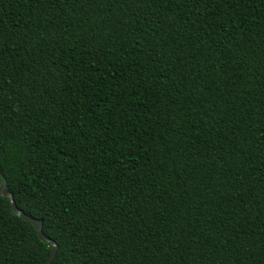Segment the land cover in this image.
<instances>
[{"label": "trees", "instance_id": "obj_1", "mask_svg": "<svg viewBox=\"0 0 264 264\" xmlns=\"http://www.w3.org/2000/svg\"><path fill=\"white\" fill-rule=\"evenodd\" d=\"M0 171L51 264H264V0H0Z\"/></svg>", "mask_w": 264, "mask_h": 264}, {"label": "water", "instance_id": "obj_2", "mask_svg": "<svg viewBox=\"0 0 264 264\" xmlns=\"http://www.w3.org/2000/svg\"><path fill=\"white\" fill-rule=\"evenodd\" d=\"M0 194L4 197H7L11 200V211L13 214L20 216L21 218L25 219L27 222L32 223V225L34 226V228L37 231L38 237L40 238L41 241L51 244L52 245V249H51V254L49 259L47 260V262L45 264H51L52 261L54 260V258L57 255L58 252V246L55 243V241L51 240L47 235H45V233L43 232V221L41 219H37L35 217H32L31 215H28L27 213H25L23 210H21L13 197V193L8 191V187H7V181L5 176L1 173L0 171Z\"/></svg>", "mask_w": 264, "mask_h": 264}]
</instances>
